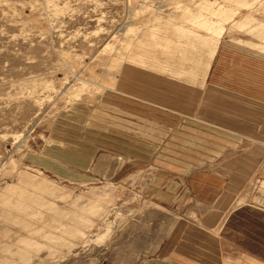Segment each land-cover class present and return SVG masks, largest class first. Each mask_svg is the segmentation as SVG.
Segmentation results:
<instances>
[{"label": "rangeland", "instance_id": "1", "mask_svg": "<svg viewBox=\"0 0 264 264\" xmlns=\"http://www.w3.org/2000/svg\"><path fill=\"white\" fill-rule=\"evenodd\" d=\"M223 46L264 62V0H0V264H264V103L210 82ZM115 91L179 106L168 139ZM92 117L103 175L33 161Z\"/></svg>", "mask_w": 264, "mask_h": 264}, {"label": "crops", "instance_id": "2", "mask_svg": "<svg viewBox=\"0 0 264 264\" xmlns=\"http://www.w3.org/2000/svg\"><path fill=\"white\" fill-rule=\"evenodd\" d=\"M221 50H223L222 54H220ZM221 50L219 53L220 55H218L214 65L210 69V73H209V76L211 77L210 82L215 85L231 83L233 84L232 90H238L244 94L250 93V90H252L254 91L253 94L256 95L257 99L264 103V62L261 60H256V61H254V59L250 60L248 59V57H245V55L241 53L231 52L228 46H223ZM237 63L239 64L237 65ZM237 66L239 67V73L238 75H234L235 72L234 68H236ZM245 67H247L248 69L247 70L244 69ZM243 69L245 71H243ZM132 103H140L138 105L139 106L142 105L144 110L143 109L139 110L134 107L133 109L137 110L138 112L144 115H142L143 116L142 122L138 123L136 121L127 119L126 120L127 125H120L122 128L126 129V137H127V133L130 132L131 134V132H133L135 136L139 135L142 138L147 137L148 141L158 140L160 142L167 140L169 136V127L166 126V123L161 121L159 118L153 117L152 113L150 116L148 114L149 109H152L153 107L158 109L159 111L160 110L164 111L167 114H169L168 112H170V115L174 113H175L174 115L176 114L179 115V113L177 112L179 111L177 109L179 108V106H175L177 108H173V106L170 107L168 106V104H166V106L160 105L153 102H149L144 99L142 100L140 98L127 95L125 93H121L120 91L119 92L115 91V104H110V108L113 107L114 110L117 109L122 110L125 107L130 108ZM95 117L99 119L102 118V116L100 115L99 116L96 115ZM95 117H92L90 120L91 127L93 126V128H90L85 131L86 133H88L89 136L94 138L95 135L99 133L98 129H96L95 127H97L98 126L97 123L100 122ZM118 118L122 120L121 123H124V118L122 117H118ZM226 120L227 118L223 119V123H225ZM210 126H212L213 129L222 130L224 132L225 140H229V142L231 143L232 141L236 142L237 140L241 139V138L234 139V137H236L237 135H235V133L233 132H229L232 131L230 129L221 128L216 124ZM86 133L81 132V136H85ZM127 138H129V136ZM91 141L98 143L100 142V139L95 138L91 140L87 138V141L83 144V146L80 147H76V146L73 147L72 144L68 143L67 141L60 140L58 143H55V145L59 147L50 148L49 146L47 149L43 150L44 154H39V157H35L33 161H35L38 165L44 167L45 169H49L53 171L54 173H56L60 177H63L64 179L76 181V182L89 181V179H91L95 175H103V168L105 165L104 162L101 160L100 156H98L95 152L93 158H91L94 151L91 146L96 145ZM163 180H164V175L162 176L161 174H159L156 182L157 185L163 184L162 183ZM170 180H175V179H170ZM170 180H168L165 184H163L164 188H166L169 185L170 188L179 187L180 184V182L178 181L179 179L178 180L176 179L177 182Z\"/></svg>", "mask_w": 264, "mask_h": 264}]
</instances>
